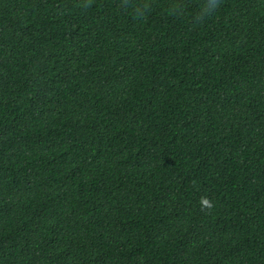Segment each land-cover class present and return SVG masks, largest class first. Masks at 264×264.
Returning a JSON list of instances; mask_svg holds the SVG:
<instances>
[{"label": "trees", "instance_id": "trees-1", "mask_svg": "<svg viewBox=\"0 0 264 264\" xmlns=\"http://www.w3.org/2000/svg\"><path fill=\"white\" fill-rule=\"evenodd\" d=\"M0 0V264H264V0Z\"/></svg>", "mask_w": 264, "mask_h": 264}, {"label": "clouds", "instance_id": "clouds-1", "mask_svg": "<svg viewBox=\"0 0 264 264\" xmlns=\"http://www.w3.org/2000/svg\"><path fill=\"white\" fill-rule=\"evenodd\" d=\"M217 4L215 2V0H213V3L209 4L206 9H205V14H210L212 11L215 10Z\"/></svg>", "mask_w": 264, "mask_h": 264}]
</instances>
